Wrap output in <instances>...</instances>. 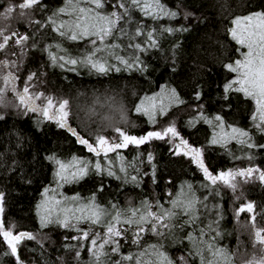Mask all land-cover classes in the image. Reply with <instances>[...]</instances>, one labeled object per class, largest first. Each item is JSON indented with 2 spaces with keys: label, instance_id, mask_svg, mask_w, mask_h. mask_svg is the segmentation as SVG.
<instances>
[{
  "label": "trees",
  "instance_id": "1",
  "mask_svg": "<svg viewBox=\"0 0 264 264\" xmlns=\"http://www.w3.org/2000/svg\"><path fill=\"white\" fill-rule=\"evenodd\" d=\"M18 2L20 0H0V12ZM162 3L175 11L177 17L152 20L134 10L131 22L124 24L132 33L121 37L122 42L147 45L144 35H134L137 26L142 27L145 34L151 30L157 41L156 46L137 52L143 71L120 66L119 72L113 69L99 74L83 66L69 71L53 65L48 51L64 54L57 51V44L66 53H73V58L85 55L88 45L64 40L50 27L40 28L33 23L47 22L48 17L66 4V0H40L36 6L39 10H30L22 17L17 10L11 19L0 20V26L9 25L10 32L30 37L23 54L12 41L0 51V60L16 63V67L4 72L11 70L18 77L19 90L26 77L35 73L31 91L43 92L55 100L67 99L70 126L90 142L98 135L116 137V128L140 136L175 121L181 136L203 151L205 165L214 174L246 168L264 171V148L242 147L235 142L224 147L213 145L214 127L199 115L203 113L209 118L220 115L226 125L247 130L255 139L254 144L264 145V133L251 119L254 103L240 93H229L225 99L224 92V85L234 75L225 65L241 58L229 31L234 27L232 21L264 12V0H162ZM112 4L113 0H106L103 11L116 10ZM59 19H66V16L61 15ZM165 27L178 30L168 33L163 31ZM0 87H4L2 82ZM165 88L175 90L184 103L172 106L166 116L152 125L136 112V108L147 94ZM6 98L10 102L8 106H0L3 116L0 119V194L4 198L0 219L7 226H14V233L27 232L34 236L18 249L23 264H93L89 242L73 239L80 235L79 232L55 223L42 225L39 205L45 189H56L62 194L61 198L68 197L66 203L70 207L73 206L71 197H79L84 202L94 196L96 202L105 207L116 204L128 208L146 200L171 208L170 200L175 196L170 197L169 193L178 194L184 189L187 195L189 186L198 199V218L194 223L188 216L178 217L172 236L158 237L147 233L141 244L145 247L147 244L163 245V250L174 260L183 255L187 264H202V259L205 264H227L228 260L231 264H255L253 257H258L260 264H264V243L256 237V232L260 231L264 238V182L258 173L249 178L237 177L235 190L223 185L206 188L208 182L203 173L189 158L174 155L172 146L163 140H152L139 148L130 145L119 150L124 157L123 163L130 165L127 181L123 179L125 174L119 172L122 162L110 153L116 166L113 171L120 179L107 175V171L97 174L90 167L82 178L59 186L55 177L56 165L50 157L61 161L78 157L90 162L98 158L79 144L66 128L45 121L38 114H27L9 85ZM193 119L195 122L189 124ZM149 153L153 156L151 163L147 160ZM99 159L104 160L103 156ZM131 175L138 177V183L130 181ZM248 203L253 205L252 211L237 217L238 208ZM92 231L102 232L103 229L93 226ZM131 238L129 232L128 238L121 241L118 252L106 248L105 264H130L122 257L142 250L131 243ZM224 253L228 254L227 259ZM0 264H17L16 257L3 243H0Z\"/></svg>",
  "mask_w": 264,
  "mask_h": 264
},
{
  "label": "snow or ice",
  "instance_id": "2",
  "mask_svg": "<svg viewBox=\"0 0 264 264\" xmlns=\"http://www.w3.org/2000/svg\"><path fill=\"white\" fill-rule=\"evenodd\" d=\"M40 4V0H20L15 6L9 5L3 12H0V20H9L12 18V13L19 10V16H25L30 10H39L36 8ZM106 0H66V6L58 10L52 16L48 17L47 22L32 21L39 25L40 28L50 27L51 31L68 41L86 42L88 51L83 57L73 58L67 55L66 50L59 44L56 49L59 53L54 54L48 51L49 59L53 65L61 68H66L69 71H76L77 66L89 67L99 74H106L111 70L121 71L119 67L109 63V59H115L119 64H122L127 69L136 68L143 71L142 61L135 52H144L148 47H154L157 41L150 30L146 34L144 29L137 26L135 36H145L147 45L140 42L135 44L129 43L126 47L134 50L133 55L125 57L119 54L117 50L121 48L120 43L115 41L119 37L127 36V29L124 24L130 23L132 20V11H139L146 18L152 20H160L163 18L174 19L177 17L175 11L169 10L162 0H113L112 8L116 9L110 12H104ZM63 15L67 19H59ZM234 27L230 28L231 39L238 46L236 49L241 58L236 59L225 65L228 72L234 75L224 85L225 99L229 93H240L246 99L254 103V112L251 117L255 127L264 133V12H257L244 17L233 19ZM178 29L165 27L164 32L173 33ZM30 39L28 35H22L19 32L9 31V25L0 26V51L4 50L12 41L15 46L23 50L27 47V41ZM131 39V38H130ZM35 46V45H33ZM16 67L14 61L7 59L0 60V82L4 87H0V106L7 107L10 103L6 98L8 85H11V91L16 95L19 104L29 113H36L44 120L54 121L60 128H66L75 138L76 141L83 145L89 153H92L96 159L90 162L78 157H72L70 161H61L56 157L50 159L56 165L55 177L57 184L63 186L65 183L82 178L93 168L97 174H103L105 171V162H107V175L117 176L113 168V157L109 154H115V159L122 163L119 167V172L124 173L123 179H129L127 169L130 165L123 163L124 157L119 150L126 149L132 145L139 148L141 145L149 143L152 140H163L169 143L174 155L184 156L190 159L192 163L203 173V178L208 183L206 188H214L217 185H223L232 190H235L237 177L249 178L254 173L259 174V179L264 182V171L255 168L234 169L221 171L214 174L205 165L203 159V151L200 148L194 147L184 139L175 121L167 123L165 127L159 130L148 131L144 135H132L126 131L116 128L118 134L116 137H105L98 135L94 142L84 138L78 133L77 129L70 126L69 117V101L55 100L52 96H48L43 92H33L31 88L34 86L32 81L36 78L35 73H30L26 77V81L22 90H17L16 80L18 77L11 71L4 72L5 69ZM163 89L161 92L163 93ZM199 99V93L197 94ZM167 100V104L165 103ZM42 101L41 103H37ZM184 102L177 96L175 90L171 91L168 96H152L145 97L136 108V112L147 116L152 125L157 124V117H163L168 114V111L173 105H180ZM200 119H203L209 125H213L214 134L211 138L213 145L219 144L224 147L229 142H235L242 147L264 148V145H256L252 141L250 133L232 125H226L220 115L213 118L204 116L200 113ZM0 119L3 116L0 115ZM195 119L190 120L189 124H193ZM216 129H219L216 131ZM103 156L104 160L99 158ZM147 160L152 162L153 156L149 153ZM135 167L134 165H131ZM130 181L138 183L136 175L130 176ZM169 196H175V199L170 200L171 208H165L160 204L153 205L148 201H142L139 206H130L121 208L119 205L112 204L110 206H102L96 202L93 196L90 200L80 202L79 197H71L73 206L69 207L66 201L68 197H62L56 189H45L43 192V200L39 208L42 210L40 216L41 223L44 226L55 223L65 229L75 230L80 233L78 237L73 239H83L88 241L92 246L93 264H105L103 257L107 256L106 248L110 247L112 252H118L121 241L128 238V233H132L131 243L142 248L135 255H125L123 261H128L130 264H187V260L183 255L177 259H173L160 244H147L145 247L141 244L144 234L151 233L158 237L172 236V229L176 226L174 221L178 217L188 216L191 221L198 218L196 213L198 199L192 193L191 186L188 188L187 195L185 190L181 189L178 194L169 193ZM3 194H0V215L3 213ZM253 205L248 203L246 206H241L237 210V217L245 211L251 212ZM182 224V221H181ZM81 225H87V228H82ZM100 227L102 232L92 231V227ZM14 226H7L0 219V243L6 244L10 254L16 257L17 264H23L20 258L18 246L24 240H32L34 236L27 232L14 233ZM164 230H167L164 231ZM187 235V234H186ZM218 235V233H217ZM256 237L260 243H264V238L261 237V232H256ZM191 240V237H188ZM211 247V245H209ZM215 251L213 255H215ZM79 256V252L76 253ZM227 259L228 254L224 253ZM147 257V259H145ZM202 264L205 262L202 259ZM227 264H231L228 260Z\"/></svg>",
  "mask_w": 264,
  "mask_h": 264
},
{
  "label": "rangeland",
  "instance_id": "3",
  "mask_svg": "<svg viewBox=\"0 0 264 264\" xmlns=\"http://www.w3.org/2000/svg\"><path fill=\"white\" fill-rule=\"evenodd\" d=\"M19 3V2H18ZM18 3H14V4H18ZM65 6H66V4H65ZM64 6V7H65ZM4 11V10H3ZM66 19H67V17H66ZM125 28L127 29V32H128V34H130V33H132L131 32V28L130 27H128V25H125ZM110 43H112V42H116V43H120L121 44V48L119 49V50H117L118 52H119V54L120 55H122V56H125V57H130V56H132L133 55V52H134V50L132 49V48H129V47H126L128 44H129V42H127V41H125V42H122V38L121 37H119L117 40H115V41H109ZM138 52V51H137ZM137 52H135L134 54H135V56H137ZM73 53H71V52H67V55H72ZM84 55H82V57H83ZM109 63L110 64H112V65H115L116 67H120V66H124V65H122V64H119L115 59H112V58H110L109 59ZM83 68L84 69H86V70H88V71H90V68L89 67H84L83 66ZM161 90L162 89H158L157 91H154V92H150L149 94H147V96L146 97H152V96H160V95H165V96H168V95H170L171 94V89H163L164 91H163V93L161 92ZM165 103L167 104V100H165ZM174 106V105H173ZM138 113V112H137ZM138 114H141V115H143L142 113H138ZM147 120H148V118H147V116H145V115H143ZM164 117V116H163ZM160 118H162V117H160V116H158L157 117V121L160 119ZM149 121V120H148ZM219 129H217V131H218ZM254 140L255 139H253L252 138V141H253V143H254ZM242 153V152H241ZM81 159H83V158H81ZM115 164L113 163V168H112V170H114L115 169ZM105 171H107V162H105ZM81 202V201H80ZM68 206H69V204H68ZM70 207V206H69ZM29 240H24L19 246H18V249H21V248H23L24 246H25V244L28 242ZM91 245H90V249H91ZM252 260L255 262V264H260V261L258 260V257H253L252 258ZM251 260V261H252Z\"/></svg>",
  "mask_w": 264,
  "mask_h": 264
},
{
  "label": "flooded vegetation",
  "instance_id": "4",
  "mask_svg": "<svg viewBox=\"0 0 264 264\" xmlns=\"http://www.w3.org/2000/svg\"><path fill=\"white\" fill-rule=\"evenodd\" d=\"M24 35V34H23ZM16 87H17V90H19V80L17 79L16 80ZM9 88L11 89V85H9ZM22 88V87H21ZM13 93V92H12ZM14 94V93H13ZM15 95V94H14ZM16 96V95H15ZM18 99V98H17ZM19 101V100H18ZM38 103V102H37ZM26 111V110H25ZM27 112V111H26ZM27 114H29V115H37L36 113H29V112H27ZM45 121H48V120H45ZM49 122H51V123H55L54 121H49ZM223 187H225V186H223ZM226 189H230V188H228V187H225Z\"/></svg>",
  "mask_w": 264,
  "mask_h": 264
}]
</instances>
